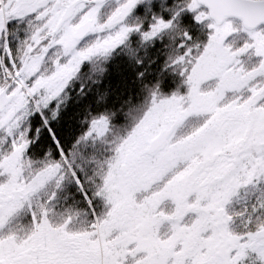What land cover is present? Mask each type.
Listing matches in <instances>:
<instances>
[{"label": "snow or ice", "instance_id": "snow-or-ice-1", "mask_svg": "<svg viewBox=\"0 0 264 264\" xmlns=\"http://www.w3.org/2000/svg\"><path fill=\"white\" fill-rule=\"evenodd\" d=\"M0 264H264V0H0Z\"/></svg>", "mask_w": 264, "mask_h": 264}, {"label": "trees", "instance_id": "trees-1", "mask_svg": "<svg viewBox=\"0 0 264 264\" xmlns=\"http://www.w3.org/2000/svg\"><path fill=\"white\" fill-rule=\"evenodd\" d=\"M76 107H78V106H75V105H74L73 109H70V114H69L70 116L72 115V113H71L72 111H75V113H76L77 115L79 114V110L76 109Z\"/></svg>", "mask_w": 264, "mask_h": 264}]
</instances>
